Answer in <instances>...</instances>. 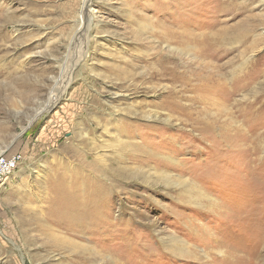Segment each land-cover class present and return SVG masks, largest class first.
<instances>
[{
    "label": "rangeland",
    "instance_id": "374dc122",
    "mask_svg": "<svg viewBox=\"0 0 264 264\" xmlns=\"http://www.w3.org/2000/svg\"><path fill=\"white\" fill-rule=\"evenodd\" d=\"M82 2L0 0V264H264V0Z\"/></svg>",
    "mask_w": 264,
    "mask_h": 264
},
{
    "label": "bare ground",
    "instance_id": "6f19581e",
    "mask_svg": "<svg viewBox=\"0 0 264 264\" xmlns=\"http://www.w3.org/2000/svg\"><path fill=\"white\" fill-rule=\"evenodd\" d=\"M92 1L93 0H83V2H82V7H83V13L82 14H80V16H81V18H80V23H81V27H80V32H81V36H82V38H84V40H85V38L86 37H88V34H89V32L91 31V25H92V21L95 19V17L93 16V14H89V12H88V8H89V6H90V4L92 3ZM83 48V47H82ZM84 48H85V44H84ZM81 56V55H80ZM83 56V55H82ZM81 56V57H82ZM240 56V55H239ZM78 59H81V58H78ZM177 68H178V66H177ZM74 69V68H73ZM68 71V70H67ZM69 73V72H68ZM221 75V74H220ZM229 79V78H228ZM159 81V80H158ZM197 81V80H196ZM202 81V80H201ZM229 82V81H228ZM65 89V88H64ZM64 89H63V91H64ZM228 89H230V87L228 88ZM231 90H232V88H231ZM237 90V89H236ZM63 91L62 92H60L58 95H57V97H56V100H59L60 98H61V96H62V94H63ZM214 93H215V91H214ZM230 93H232V91H230ZM232 95V94H231ZM209 98V97H208ZM202 102V101H201ZM250 105V104H249ZM238 109V108H237ZM235 114V113H234ZM239 114V113H238ZM238 119V118H237ZM259 141V140H258ZM98 159H99V161H102L103 159L102 158H100V157H98ZM203 197H204V195H203ZM209 197V196H208ZM198 198V197H197ZM201 200V199H200ZM199 200V201H200ZM207 200L209 201V204H207L206 206H208V207H210L211 205V210H212V207H213V204H215L214 203V199H212V198H207ZM194 202V201H193ZM201 202V201H200ZM202 203H203V201H202ZM204 204V203H203ZM216 205V204H215ZM214 205V206H215ZM203 207V206H202ZM218 206H216V208H217ZM64 208V207H63ZM65 213V212H64ZM64 217V216H63ZM63 217H62V219H63ZM55 218V217H54ZM59 219V218H58ZM65 219V218H64ZM55 221H56V219H55ZM59 221H61V218L59 219ZM58 222V221H57ZM63 222V221H62ZM60 227V226H59ZM170 244V243H169ZM176 245V244H175ZM172 246V245H171ZM182 246V245H181ZM169 247V246H168ZM171 249V248H170ZM185 248H183V247H180V245H179V247H175V250H177V252L179 251H182V250H184ZM187 249V248H186ZM185 249V250H186ZM196 256V255H195ZM232 262H234V260L232 261Z\"/></svg>",
    "mask_w": 264,
    "mask_h": 264
},
{
    "label": "built area",
    "instance_id": "2783aa9c",
    "mask_svg": "<svg viewBox=\"0 0 264 264\" xmlns=\"http://www.w3.org/2000/svg\"><path fill=\"white\" fill-rule=\"evenodd\" d=\"M21 161L17 152L3 151L0 153V185L13 173Z\"/></svg>",
    "mask_w": 264,
    "mask_h": 264
}]
</instances>
